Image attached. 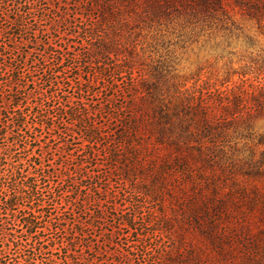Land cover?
<instances>
[{
  "label": "trees",
  "instance_id": "16d2710c",
  "mask_svg": "<svg viewBox=\"0 0 264 264\" xmlns=\"http://www.w3.org/2000/svg\"><path fill=\"white\" fill-rule=\"evenodd\" d=\"M70 1L0 0V264H264V76L159 50L264 0Z\"/></svg>",
  "mask_w": 264,
  "mask_h": 264
},
{
  "label": "rangeland",
  "instance_id": "374dc122",
  "mask_svg": "<svg viewBox=\"0 0 264 264\" xmlns=\"http://www.w3.org/2000/svg\"><path fill=\"white\" fill-rule=\"evenodd\" d=\"M72 9L74 8L73 4L75 1H70ZM49 6V5H47ZM74 14H71V18H73ZM4 24L3 20H0V28L1 25ZM65 28V27H62ZM187 28V29H186ZM180 27L175 26V28H171L170 37L166 38V44L164 46H160L159 50L164 53H170L174 51L173 56L177 57L178 63L180 68L182 67L184 70H196L197 67L202 65H207L205 70L213 72V73H220L221 75L225 72L226 63L229 59H233L235 62L238 58L244 57L246 60L243 62H236L234 63V67L239 68L244 64L252 65L256 67V71L260 76H264V37L258 35L256 33V38L254 42L251 44L249 41L244 40V38L240 37H232L230 39L231 44L229 45L226 50H224V55L221 56L218 54V51H222V47L218 48L215 45L219 41L216 35H212L211 38L209 36V31H190L188 27ZM200 32V33H199ZM255 32V31H252ZM43 39H47V36H44ZM2 39H0L1 43ZM57 40L51 37V42H56ZM150 41V40H148ZM19 43V42H17ZM20 48L25 47L24 43H20ZM164 47V48H163ZM25 49V48H24ZM37 49L40 50V47L37 46ZM221 49V50H220ZM248 49V50H246ZM263 49V50H262ZM71 51V52H70ZM68 52V60L66 65H70L73 60H70V56H74V52L70 49ZM228 51L232 52L233 54H226ZM247 51V52H246ZM250 53V54H249ZM66 56V57H67ZM252 56V62H249V58ZM237 77L235 76V79ZM69 121L68 118H66ZM37 155V154H36ZM54 159H58V155H54ZM54 161V160H52ZM52 230H47L46 237L58 236L55 234L57 232L55 227H52ZM55 248L50 253H42L39 256V262L43 264L51 263L49 260L45 262L42 260L43 258H51L57 261V264H65L66 262V249L61 248V244L59 242L55 243Z\"/></svg>",
  "mask_w": 264,
  "mask_h": 264
}]
</instances>
